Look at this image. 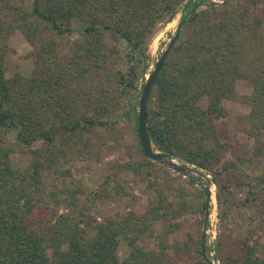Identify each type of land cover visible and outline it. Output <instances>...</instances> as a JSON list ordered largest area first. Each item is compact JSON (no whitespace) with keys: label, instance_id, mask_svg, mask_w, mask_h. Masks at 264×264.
<instances>
[{"label":"trees","instance_id":"16d2710c","mask_svg":"<svg viewBox=\"0 0 264 264\" xmlns=\"http://www.w3.org/2000/svg\"><path fill=\"white\" fill-rule=\"evenodd\" d=\"M260 5L264 0H0V264H208L201 241L206 188L144 154L133 99L146 80L149 36L180 10V35L147 100V131L156 150L207 171L221 192L218 176L236 165L220 156L217 120L227 116L229 102L249 107L243 132L264 156ZM16 30L34 64L29 74L7 76L4 58ZM239 79L250 94L238 92ZM124 116L135 120V154L97 188L77 183L73 162L98 159L112 124ZM15 153L28 154L29 162L15 166ZM121 171L153 195L146 202L131 195ZM48 172L60 186L47 187ZM115 196L133 199L124 215L96 221L88 214V202ZM62 204L67 211L59 212ZM171 233L183 237L170 240ZM150 238L157 249L143 243ZM120 241L129 247L122 259ZM216 242L212 258L219 264H264V253L248 240L241 253L222 235Z\"/></svg>","mask_w":264,"mask_h":264},{"label":"rangeland","instance_id":"374dc122","mask_svg":"<svg viewBox=\"0 0 264 264\" xmlns=\"http://www.w3.org/2000/svg\"><path fill=\"white\" fill-rule=\"evenodd\" d=\"M207 1L221 2L222 0ZM260 7L264 8V5H260ZM180 15L181 11L179 10L171 20L159 23L149 36L147 40L149 58L145 61L147 66L145 79L170 38L174 35ZM71 36L77 37L78 33L74 31ZM8 45L11 50L4 58L6 75L11 76L15 72L29 74L34 63L26 56L30 52L31 46L24 36L18 30L14 31L8 39ZM236 87L241 95H248L251 92V86L241 79L237 81ZM139 96L140 91L134 95L133 99L136 114ZM228 107L229 113L227 116L217 120L219 143L222 145L220 156L225 164L236 162V165L228 166L221 176L217 177L219 183L224 184V188H221L222 193L214 182L213 176L205 170L197 169L177 158L174 159V157V162L187 167L183 173L154 161L182 175L183 178H192L198 187H205L210 184L211 197H209L207 207V225L203 224L202 232L204 231V252L208 251L210 260L207 259L213 264H219L218 260L212 258L216 252V241L219 235L233 242L235 249L239 251L238 253L242 252L241 243L243 240L254 243L258 255L264 253V183L259 181V177L264 175V156L254 153L255 143L248 139L243 132L248 127L245 120L249 107L241 101L229 102ZM133 120V117L124 116L118 118L117 122L112 124L110 138L100 150L98 159H77L73 162L71 170L75 179L78 180L77 183L86 188L95 189L108 172L116 169L115 164L127 161L130 155L135 154L132 147L135 141L132 128ZM105 133L107 136L109 135V131L105 130ZM14 136L15 131L12 129L8 133V138L13 139ZM11 160L15 166L22 167L29 162L30 157L28 154L15 153L11 155ZM118 177L120 182L125 183V189L133 196H141L143 202H146L148 197L153 195L152 192L144 188L145 185L141 184L132 173L121 171L118 173ZM45 181L47 187H52L57 183L60 186V179H56L50 172L46 173ZM249 190H251L250 193ZM253 196H256V198L253 199ZM78 199L80 205L86 202L83 195L79 194ZM132 202L131 196L91 200L88 202V214L95 217L96 221H103L106 218H118L127 212L128 208L132 206ZM141 203L139 207L142 206ZM67 210L68 208L64 204L59 207V212ZM156 226L159 232L161 222H157ZM174 237L181 239L183 233H171L169 239L171 240ZM143 243L150 248H158L155 238L146 239ZM128 251L129 247L125 241H120L117 249L119 257L124 258Z\"/></svg>","mask_w":264,"mask_h":264},{"label":"water","instance_id":"95a60500","mask_svg":"<svg viewBox=\"0 0 264 264\" xmlns=\"http://www.w3.org/2000/svg\"><path fill=\"white\" fill-rule=\"evenodd\" d=\"M180 30H181V23H178V26L176 28V31L174 35L170 38L167 46L165 49L162 51L161 55L159 58L155 61L153 64L152 69L148 73V76L144 82V85L142 87L139 100H138V107H137V134H138V139L140 141L141 147L143 149L144 154L151 160L157 161L159 163L165 164L169 168L183 173L186 170V166L177 164L174 162V159L169 157L168 155L161 153L160 151L156 150L154 148V145L148 135L147 131V125H146V105H147V100L154 82V79L156 78V75L162 67L163 60L165 59L167 53L169 52L171 46L174 44V42L178 39L180 35ZM206 188V208L208 207V202H209V197H211V190H210V184H207L205 186ZM208 212L207 209L205 210V219H207ZM205 225V223H204ZM201 241H202V254L205 256L204 252V231L201 236ZM206 263L208 264H213L210 263V261L206 258Z\"/></svg>","mask_w":264,"mask_h":264}]
</instances>
